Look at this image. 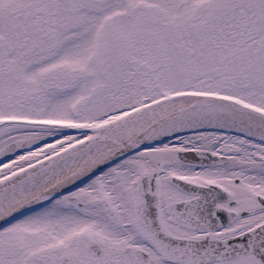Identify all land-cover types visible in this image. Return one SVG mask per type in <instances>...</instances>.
<instances>
[{
	"label": "snow or ice",
	"instance_id": "6c2138e0",
	"mask_svg": "<svg viewBox=\"0 0 264 264\" xmlns=\"http://www.w3.org/2000/svg\"><path fill=\"white\" fill-rule=\"evenodd\" d=\"M0 264H264V0H0Z\"/></svg>",
	"mask_w": 264,
	"mask_h": 264
}]
</instances>
